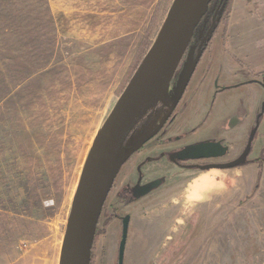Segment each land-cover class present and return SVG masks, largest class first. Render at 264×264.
Masks as SVG:
<instances>
[{"label": "rangeland", "instance_id": "rangeland-1", "mask_svg": "<svg viewBox=\"0 0 264 264\" xmlns=\"http://www.w3.org/2000/svg\"><path fill=\"white\" fill-rule=\"evenodd\" d=\"M173 1L0 0V264H59L94 140ZM246 2L264 17V0ZM145 111L154 125L160 100ZM211 172L214 187L199 200H188L190 186L210 174L134 214L123 264H152L170 246L179 250L187 223H197L198 240L219 244L215 264H264V128L244 167ZM117 247L113 227L98 239L94 264H116Z\"/></svg>", "mask_w": 264, "mask_h": 264}, {"label": "flooded vegetation", "instance_id": "flooded-vegetation-1", "mask_svg": "<svg viewBox=\"0 0 264 264\" xmlns=\"http://www.w3.org/2000/svg\"><path fill=\"white\" fill-rule=\"evenodd\" d=\"M225 3L226 0L211 1L173 75L166 103L174 97L180 77L183 74L189 77L178 103L174 107L172 104L167 107L160 102L163 114L154 125V116L143 111L122 137L114 157L102 168L99 187L105 189V195L89 264H94L98 239L113 227L118 246L117 264L124 224L126 247L132 239L136 212L141 210L147 214L146 209L161 193L188 184L201 174L220 171L218 167L237 160L255 131L246 157V164L249 162L260 129L264 128V69L251 71L226 51V32L223 28ZM216 35L219 36L217 43L214 42ZM225 63L229 65L227 68ZM242 88L247 110L242 109ZM259 91H262L263 97L255 112L258 100L254 106L253 103L257 93L259 98ZM237 131H240L239 140ZM237 143L241 144L238 152ZM134 146L137 148L115 169L116 156ZM195 147L203 148L198 153H188L189 157L200 155L202 158H179L181 152ZM202 178L195 179L190 190ZM198 238L196 223L185 242L178 240L184 242L179 250L170 246L152 264H186L192 255L187 246H192Z\"/></svg>", "mask_w": 264, "mask_h": 264}, {"label": "water", "instance_id": "water-1", "mask_svg": "<svg viewBox=\"0 0 264 264\" xmlns=\"http://www.w3.org/2000/svg\"><path fill=\"white\" fill-rule=\"evenodd\" d=\"M212 0H174L165 21L143 57L126 87L118 97L114 107L102 124L88 155L80 184L73 201L63 239L59 264H89L95 228L98 221L105 189L99 187L103 167L114 157L116 148L124 134L146 107L156 99L164 106L173 107L178 103L188 82L183 74L177 84L175 95L167 100V90L173 75L185 54L194 31L207 13ZM264 106V103H263ZM255 131L250 135L242 155L234 162L218 167L220 171L241 168L246 165ZM137 147L119 154L115 159V169L123 163ZM203 147L184 150L179 158L197 159L188 153L200 152ZM181 241H186L193 226L187 223ZM184 239V240H183ZM126 244V225L118 249L117 264H123Z\"/></svg>", "mask_w": 264, "mask_h": 264}, {"label": "crops", "instance_id": "crops-1", "mask_svg": "<svg viewBox=\"0 0 264 264\" xmlns=\"http://www.w3.org/2000/svg\"><path fill=\"white\" fill-rule=\"evenodd\" d=\"M260 17L251 14L246 0L232 1L231 13L227 23L225 49L251 71H257L264 67V17L261 15ZM168 240L170 242L173 238ZM183 244L184 242L180 243V247ZM218 246L217 243L208 244L199 239L192 243L194 249L188 261L211 264L209 263V256L212 254V262L215 264ZM204 250L205 255L200 259L199 256L203 254Z\"/></svg>", "mask_w": 264, "mask_h": 264}, {"label": "bare ground", "instance_id": "bare-ground-1", "mask_svg": "<svg viewBox=\"0 0 264 264\" xmlns=\"http://www.w3.org/2000/svg\"><path fill=\"white\" fill-rule=\"evenodd\" d=\"M214 174H210L208 177L202 178L201 180L194 183L190 190L189 201L194 202L199 200L202 196L209 193L214 187ZM190 204V203H189Z\"/></svg>", "mask_w": 264, "mask_h": 264}, {"label": "trees", "instance_id": "trees-1", "mask_svg": "<svg viewBox=\"0 0 264 264\" xmlns=\"http://www.w3.org/2000/svg\"><path fill=\"white\" fill-rule=\"evenodd\" d=\"M231 5H232V0H226L225 9L223 12V28L225 32L227 30V19L229 18V14L231 13ZM260 176H261V173H260V167H259L258 179L260 178ZM257 186L258 185L255 184L252 192H255L257 190Z\"/></svg>", "mask_w": 264, "mask_h": 264}]
</instances>
